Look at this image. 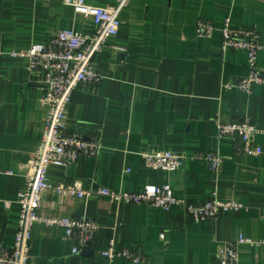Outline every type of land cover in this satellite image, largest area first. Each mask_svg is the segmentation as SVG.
Returning <instances> with one entry per match:
<instances>
[{"label": "crops", "instance_id": "obj_1", "mask_svg": "<svg viewBox=\"0 0 264 264\" xmlns=\"http://www.w3.org/2000/svg\"><path fill=\"white\" fill-rule=\"evenodd\" d=\"M228 17L233 27H255L264 45V0H132L120 14L118 35L93 58L104 80L79 85L66 108L68 131L85 139L100 137L103 148L97 158L51 167L48 177L53 186L81 181L85 190L133 192L145 185L170 184L188 203L216 196L247 209L196 223L181 206L163 210L96 195L47 192L38 214L95 219V246L74 254L75 242L64 239L62 228L38 223L28 264H214L221 243L240 236L264 239V135L255 137L263 151L259 156L238 152L236 139L218 137L219 123L245 119L264 130V85H253L251 96L224 88L249 74L246 51L223 52L219 29ZM200 20L217 28L210 38L197 36ZM61 30L90 35L95 26L63 0H0V244L7 247L15 241L17 199L46 117L42 86L25 60L11 53L47 44ZM258 64L264 69V51ZM152 150L189 157L218 152L223 164L216 175L189 158L183 170L167 173L146 166L140 153ZM111 241L116 249L141 247L145 261L104 260L99 249ZM239 264H264V247L242 244Z\"/></svg>", "mask_w": 264, "mask_h": 264}, {"label": "built area", "instance_id": "obj_2", "mask_svg": "<svg viewBox=\"0 0 264 264\" xmlns=\"http://www.w3.org/2000/svg\"><path fill=\"white\" fill-rule=\"evenodd\" d=\"M112 1V6L101 7L89 5L87 0H63V4L72 7L77 15L93 21L94 32L85 35L74 30H61L47 44H33L27 50L11 53V56L25 60L28 72L42 86L46 117L39 146L29 161V169L24 177V189L17 199L19 218L15 241L12 247L0 244V264H28L32 230L38 223L62 228L64 239L75 242L74 254L83 253L95 246L99 230L95 219L43 217L38 214L42 198L47 192L78 198L96 195L108 197L112 202L148 205L163 210L181 206L196 223L214 221L229 212L247 209L240 203L222 201L216 196L188 203L174 194L170 184L145 185L133 192L116 191L107 187L85 190L81 181L69 187L50 184L48 173L51 167L68 168L85 159L97 158L103 148L100 137L85 139L68 131L66 108L79 85L95 86L105 78L97 69L93 58L107 49L109 39L118 35L121 28L120 14L132 0ZM216 30L213 23L200 20L196 34L200 38H210ZM219 30L223 52L229 49L246 51L249 69L246 77L227 83L224 88L238 89L251 96L253 85H264V69L258 64L259 54L264 51L260 34L255 27H233L229 17ZM217 130L220 139H236L238 152L246 156L263 154L255 137L264 135V130L258 129L249 120L219 123ZM140 156L147 167L167 173L183 170L189 158L208 165L216 175L220 173L223 164V158L218 152H198L189 157L184 153L152 150L143 151ZM130 172L131 169L128 168L126 173ZM261 219L264 223V207L261 209ZM242 244L264 247V239L254 241L240 236L237 241L221 243L217 247L214 264H239V247ZM98 253L101 258L110 262L122 257L131 262L142 263L146 258L141 247L116 249L114 241L99 249Z\"/></svg>", "mask_w": 264, "mask_h": 264}, {"label": "rangeland", "instance_id": "obj_3", "mask_svg": "<svg viewBox=\"0 0 264 264\" xmlns=\"http://www.w3.org/2000/svg\"><path fill=\"white\" fill-rule=\"evenodd\" d=\"M126 9V8H125ZM124 11V10H123Z\"/></svg>", "mask_w": 264, "mask_h": 264}]
</instances>
